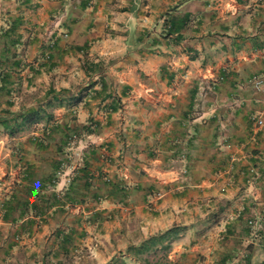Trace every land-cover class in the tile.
<instances>
[{"label":"crops","instance_id":"crops-1","mask_svg":"<svg viewBox=\"0 0 264 264\" xmlns=\"http://www.w3.org/2000/svg\"><path fill=\"white\" fill-rule=\"evenodd\" d=\"M172 228L140 258L264 257V0H0V264Z\"/></svg>","mask_w":264,"mask_h":264},{"label":"trees","instance_id":"trees-1","mask_svg":"<svg viewBox=\"0 0 264 264\" xmlns=\"http://www.w3.org/2000/svg\"><path fill=\"white\" fill-rule=\"evenodd\" d=\"M168 28H169V33L166 36L170 35L171 33H173L177 29L174 26V24H170ZM178 39H181V37L179 35L177 36V40ZM50 41H51V45H49L47 43H45V44L43 43L44 48H45V52H47V54H46L47 55V58H48V56L50 54V51L52 50V48L56 44V38H55L54 34L50 36ZM27 118L28 117H26L24 119L25 122L28 121ZM179 231L180 230L177 229V228H172V229L166 231L165 233L159 234L157 237H153V238L149 239L148 241H145L142 245H140L139 247H137L134 250L135 257H137V259L143 260L144 261V264H159L158 261L157 262H154V263L153 262L150 263L148 261V259L140 258V255H144V254L149 253L150 251H154L156 244L162 243L165 238L166 239H169V238L175 239L177 237ZM169 243L170 242H168L167 245H163L162 246V249L167 250L168 247H169Z\"/></svg>","mask_w":264,"mask_h":264},{"label":"built area","instance_id":"built-area-1","mask_svg":"<svg viewBox=\"0 0 264 264\" xmlns=\"http://www.w3.org/2000/svg\"><path fill=\"white\" fill-rule=\"evenodd\" d=\"M58 21L56 22V26L58 27ZM50 36H51V32H47L45 31V43L51 45V41H50ZM262 124V121H258V125H261Z\"/></svg>","mask_w":264,"mask_h":264},{"label":"rangeland","instance_id":"rangeland-1","mask_svg":"<svg viewBox=\"0 0 264 264\" xmlns=\"http://www.w3.org/2000/svg\"><path fill=\"white\" fill-rule=\"evenodd\" d=\"M152 260V262L154 263L156 260H158L159 261V263H164V258L163 257H158V258H151V259H149V261H151Z\"/></svg>","mask_w":264,"mask_h":264},{"label":"flooded vegetation","instance_id":"flooded-vegetation-1","mask_svg":"<svg viewBox=\"0 0 264 264\" xmlns=\"http://www.w3.org/2000/svg\"><path fill=\"white\" fill-rule=\"evenodd\" d=\"M255 264H264V257L261 258L260 263L256 262Z\"/></svg>","mask_w":264,"mask_h":264}]
</instances>
